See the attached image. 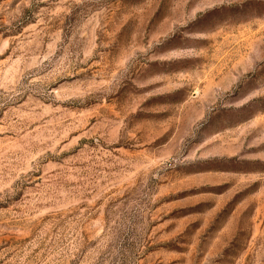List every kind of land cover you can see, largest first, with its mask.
Segmentation results:
<instances>
[{"label":"rangeland","instance_id":"374dc122","mask_svg":"<svg viewBox=\"0 0 264 264\" xmlns=\"http://www.w3.org/2000/svg\"><path fill=\"white\" fill-rule=\"evenodd\" d=\"M0 264H264V0H0Z\"/></svg>","mask_w":264,"mask_h":264}]
</instances>
